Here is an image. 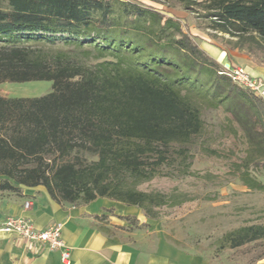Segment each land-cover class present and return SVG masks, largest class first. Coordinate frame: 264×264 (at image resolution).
Returning a JSON list of instances; mask_svg holds the SVG:
<instances>
[{"label": "trees", "instance_id": "obj_1", "mask_svg": "<svg viewBox=\"0 0 264 264\" xmlns=\"http://www.w3.org/2000/svg\"><path fill=\"white\" fill-rule=\"evenodd\" d=\"M177 2L188 12L201 8L226 46L264 65V0ZM0 43V83L53 84L41 97L0 95V191L43 186L60 204L106 198L157 219L189 198L140 186L175 153L180 173L190 174L184 145L205 131L204 109L222 107L249 144L235 172L264 193L253 175L264 171V98L221 74L181 20L129 0H0ZM260 240L264 224L220 241L243 264H257L264 251L255 255L252 244Z\"/></svg>", "mask_w": 264, "mask_h": 264}, {"label": "rangeland", "instance_id": "obj_2", "mask_svg": "<svg viewBox=\"0 0 264 264\" xmlns=\"http://www.w3.org/2000/svg\"><path fill=\"white\" fill-rule=\"evenodd\" d=\"M129 1L153 7L181 20L185 31L192 35L199 47L218 58L219 66L231 63L244 68L251 76L245 67L226 58L225 53L232 49L222 40L223 35L209 29L206 20L199 17L201 8L197 12H188L179 7L177 0ZM52 85L51 81L0 83V95L16 98L41 97L52 91ZM203 118V134L194 138L190 144L184 145L189 148V156L191 155V173H180L183 169L182 160L175 153V161L164 166L160 175L140 186V189L149 192L184 193L189 201L181 206L161 208L157 219L149 218L137 207L127 208L115 201L112 203L113 211L108 212L107 217H114L110 219V224L111 220L118 224L114 227L128 232L136 231L141 240L150 236L153 242H157L164 238L168 243L189 254L201 256L212 264H243L237 250L222 248L220 240L226 232L237 227L264 224V193L249 190L235 172V162L244 158L249 147L242 124L222 107L204 109ZM253 175L264 182V171H255ZM5 178L0 177V182ZM11 182L18 186L15 181ZM8 192L20 193L19 190H12L1 194ZM129 214L138 219L132 226L128 221L120 219L121 216ZM2 224L3 222L0 224L1 231ZM252 246L255 255H259L264 251V240L257 241ZM257 264H264V260Z\"/></svg>", "mask_w": 264, "mask_h": 264}, {"label": "crops", "instance_id": "obj_3", "mask_svg": "<svg viewBox=\"0 0 264 264\" xmlns=\"http://www.w3.org/2000/svg\"><path fill=\"white\" fill-rule=\"evenodd\" d=\"M227 51V59L245 67L252 77L264 82V65L237 50ZM208 55L218 60L215 55ZM3 192L0 191V224L8 217L28 218L38 229L61 223L62 236L71 254L69 264H212L164 238L157 242H153L150 236L141 240L136 231L114 227L118 225L112 220L110 224L114 217L107 216L113 211L115 201L99 198L88 205H64L55 201L43 186H21L19 194L8 192L2 195ZM27 203H30L29 208H26ZM0 264L64 263L61 252L52 251L45 244L32 243L16 233L0 230Z\"/></svg>", "mask_w": 264, "mask_h": 264}, {"label": "built area", "instance_id": "obj_4", "mask_svg": "<svg viewBox=\"0 0 264 264\" xmlns=\"http://www.w3.org/2000/svg\"><path fill=\"white\" fill-rule=\"evenodd\" d=\"M220 67L221 74L229 76L234 82L256 92L260 96H264V82L252 78L244 68L231 63L221 65ZM29 205L30 203H27L26 208H29ZM2 231L16 233L32 243L45 244L50 250L61 252L64 264H69L71 260L70 251L62 236L63 225L61 223H53L43 229H38L34 222L28 218L8 217L2 224Z\"/></svg>", "mask_w": 264, "mask_h": 264}]
</instances>
